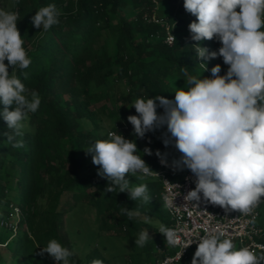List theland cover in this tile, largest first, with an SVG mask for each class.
<instances>
[{
    "label": "trees",
    "instance_id": "obj_1",
    "mask_svg": "<svg viewBox=\"0 0 264 264\" xmlns=\"http://www.w3.org/2000/svg\"><path fill=\"white\" fill-rule=\"evenodd\" d=\"M12 1L19 16L17 27L32 61L27 69L17 70V75L26 87L38 92L41 103L35 113H29L23 135L15 137L23 140L22 148H14L7 141L3 133L12 130L0 116V177H7L10 184L1 185L0 206L1 200L8 206L0 211L7 216L15 203L22 209L20 233L13 242H7L6 250L0 248V264H57L49 254L41 255L52 239L74 252L70 264H83L66 230L68 212L80 203L95 207V222L103 234L138 238L141 231H148L151 239L144 246L147 261L152 256L158 258L159 244L166 248L161 254L171 252L172 246H167L159 232L161 225L171 224L160 179L126 175L133 186L147 185L149 203L134 201L118 188L106 193L108 180L97 176L100 166L92 163L86 150L115 131L136 142L137 154L151 169L160 168L156 150L166 153V167L174 177L177 169L172 162L179 160L181 153L174 145L164 146L161 135L166 128L148 132L143 139L134 135L127 120L129 115H137L133 102L157 95L174 101L175 91L186 89L190 76L212 78L211 68L216 64L221 65L220 75H224L228 66L222 57L207 61L205 71L199 65L202 61L196 57V42L190 39L188 28L196 17L184 9V0ZM49 4L62 15L59 24L43 32L33 26L31 17ZM161 4L167 5V15ZM109 28L116 36L113 52L103 40ZM168 29L175 34L171 44L166 41ZM200 43L209 51L221 47L215 39ZM110 78L124 87L115 98L106 87ZM99 110L115 119L111 127L102 124ZM146 147L152 155L144 153ZM17 194L20 199L16 202ZM122 208L131 211L132 217L122 214ZM4 242L0 238V244ZM95 250L87 254V264L94 259L105 262ZM194 253L187 256L191 261ZM141 263L136 260L132 264Z\"/></svg>",
    "mask_w": 264,
    "mask_h": 264
},
{
    "label": "clouds",
    "instance_id": "obj_2",
    "mask_svg": "<svg viewBox=\"0 0 264 264\" xmlns=\"http://www.w3.org/2000/svg\"><path fill=\"white\" fill-rule=\"evenodd\" d=\"M16 3L0 8V116L6 122L4 136L14 148L24 147L25 121L35 113L41 103L38 92L30 90L17 75V70L27 69L32 63L24 39L17 27ZM184 9L196 17L189 23L190 39L199 65L207 69V61L222 57L227 65L226 74L220 75L221 65L211 68L212 78L190 76L185 89L177 88L175 99L157 95L137 98L132 107L137 115H129L128 122L134 135L143 139L148 132L166 128L161 139L182 153L172 162L174 169L187 168L195 177V188L185 199L218 205L225 211H238L250 216L264 203V0H184ZM239 9V11H237ZM62 13L54 4L40 7L31 17L37 29L47 32L59 24ZM175 42V37L170 36ZM217 40L221 47L209 51L201 46L204 40ZM7 61V64L5 63ZM11 68V72H9ZM27 78V73H24ZM162 108L161 113L157 112ZM150 142V141H149ZM92 163L100 166L97 176L108 180L104 191L127 192L129 198L143 203L150 202L146 184L133 186L126 175L140 173L158 176L138 155L134 140L117 132H108L106 139H99L86 150ZM144 153L152 155L150 148ZM160 163L168 166L167 154L156 150ZM168 183L167 181H165ZM165 206L171 204L167 195ZM122 214L129 218L133 213L126 208ZM255 225V216L251 220ZM167 246H175L178 234L175 229L160 226ZM223 232H208L200 238L191 264H264V245H257L259 252L237 245ZM151 239L148 231H141L135 239L136 247H144ZM57 264H70L74 255L56 239L41 250ZM91 264H104L94 259Z\"/></svg>",
    "mask_w": 264,
    "mask_h": 264
},
{
    "label": "built area",
    "instance_id": "obj_3",
    "mask_svg": "<svg viewBox=\"0 0 264 264\" xmlns=\"http://www.w3.org/2000/svg\"><path fill=\"white\" fill-rule=\"evenodd\" d=\"M171 35L175 37V34L168 29L166 41L169 44L173 42L170 39ZM152 170L158 174L153 177L159 178L162 182L163 197L167 195L171 201V204L166 206L171 220L168 228L176 230L178 241L172 246L171 252L141 264H179L192 251H196L198 241L208 232H223L222 238L232 239L233 242L238 243L237 247L248 246L257 252L260 251L256 246L264 245V228L259 224L261 204L253 213L256 220L253 225L251 223L253 215L245 216L238 211H225L218 205L205 202L202 194L199 202L186 200L187 193L195 188V177L190 171L183 178L174 179L170 175L172 170L161 163L160 168ZM157 247L160 252L166 251L162 244Z\"/></svg>",
    "mask_w": 264,
    "mask_h": 264
},
{
    "label": "rangeland",
    "instance_id": "obj_4",
    "mask_svg": "<svg viewBox=\"0 0 264 264\" xmlns=\"http://www.w3.org/2000/svg\"><path fill=\"white\" fill-rule=\"evenodd\" d=\"M12 3V0H0V8H8V6ZM161 7L164 13L167 15V5L161 4ZM12 10L15 11V8ZM116 20L118 19L115 18L114 21ZM103 40L110 52H113L116 48V36L114 35L112 28H109L105 31ZM106 87L113 98L119 95L124 88L121 83L112 80L111 78L109 80L108 86ZM98 113L99 117L102 118L101 122L105 126V128H109L115 123V119L104 113L102 110H99ZM189 171L190 170H188L187 168H184L183 170L177 169L173 178L181 179ZM15 173H17V169ZM140 175V173H137L135 176L138 178ZM144 179H147V177H144L140 180ZM7 181V177H0V189L2 184H6L7 187H9L10 184H8ZM19 199L20 194H17L16 202ZM2 201L3 200H1L2 207L0 206V208H2V210L7 209L8 205L3 203ZM9 210L10 213L7 216H2V212L0 211V238L5 241L3 244H0V248L3 250H6L7 248V242H13L12 240L14 236H16L17 233H20L21 229V207L17 205V203H15L14 205H11V208ZM259 224L264 228V203L261 206ZM66 230L74 243L76 252L82 258L83 264H87V254L94 249H96V253H100L103 255V257L105 258L104 264H132L136 260L147 262V253L144 247H136L135 236L108 235L103 234L99 230V226L95 222V207L93 205L80 203L73 210L68 212L66 217ZM234 243L238 245V243ZM156 251V253L159 254L157 255V257H159L161 252H159V249H157ZM193 252L194 251H192L191 254H193ZM155 258L156 257L152 256L150 258V261L154 260ZM179 264H191V258L186 257Z\"/></svg>",
    "mask_w": 264,
    "mask_h": 264
}]
</instances>
